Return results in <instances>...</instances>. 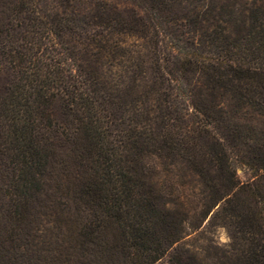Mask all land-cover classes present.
I'll list each match as a JSON object with an SVG mask.
<instances>
[{"label":"trees","instance_id":"1","mask_svg":"<svg viewBox=\"0 0 264 264\" xmlns=\"http://www.w3.org/2000/svg\"><path fill=\"white\" fill-rule=\"evenodd\" d=\"M0 199V264H264V0H0Z\"/></svg>","mask_w":264,"mask_h":264},{"label":"rangeland","instance_id":"2","mask_svg":"<svg viewBox=\"0 0 264 264\" xmlns=\"http://www.w3.org/2000/svg\"><path fill=\"white\" fill-rule=\"evenodd\" d=\"M15 1V0H12ZM18 22L20 25L25 26L27 24V22L24 19H18ZM258 123H261L258 121ZM43 131L41 129H37V134L39 135V137L43 138L45 137L47 134H42ZM36 135V132H35ZM37 137V136H36ZM51 139V138H50ZM7 168H6V177L7 178H11V175L13 173L14 167L11 164H6ZM56 177H61L62 176V172L60 173L58 168H55V172H54ZM236 174L238 176V178L240 180H246L249 175H250V171L245 169L244 167H238L236 169ZM1 201V199H0ZM44 204V203H43ZM43 204L40 205H35L36 207L32 210L33 214L31 216V218H36V220H33L31 222V225L34 226V231L36 234H40L41 233V226L37 224L38 220H43L47 219L49 217V215H46L47 212H50V208L45 207ZM206 236L211 237L212 239H214L217 243L223 245L226 244L228 242V237L226 234V231L224 230V228L222 227H215V226H210L209 228H207L206 232H205Z\"/></svg>","mask_w":264,"mask_h":264}]
</instances>
